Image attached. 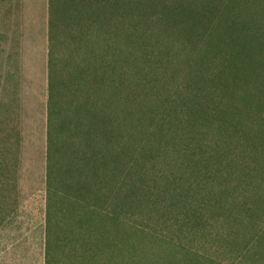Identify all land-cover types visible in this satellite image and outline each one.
<instances>
[{
    "label": "rangeland",
    "instance_id": "1",
    "mask_svg": "<svg viewBox=\"0 0 264 264\" xmlns=\"http://www.w3.org/2000/svg\"><path fill=\"white\" fill-rule=\"evenodd\" d=\"M166 1L194 13L150 10L127 35L116 14L104 26L80 1L52 0L61 94L87 80L128 128L135 192L193 189L187 208L172 193L132 197L108 264H264V0ZM49 60L35 101L20 94L17 111L5 92L0 105V264H44Z\"/></svg>",
    "mask_w": 264,
    "mask_h": 264
},
{
    "label": "trees",
    "instance_id": "2",
    "mask_svg": "<svg viewBox=\"0 0 264 264\" xmlns=\"http://www.w3.org/2000/svg\"><path fill=\"white\" fill-rule=\"evenodd\" d=\"M77 1L104 26L112 23L116 14L127 35L131 19L141 20L143 16L151 20L155 13L149 14L150 10L172 22L176 14L194 13L191 4L176 6L166 0ZM52 6L50 0L44 264H108L109 249L118 233L123 247L127 245V237L122 235L129 226L132 197L147 191L159 197L172 193L187 208L193 204V189L190 186L181 191L176 187L156 194L147 184L140 193L133 190L128 128L93 97L94 88L91 90L87 80L80 85L76 98L61 94L65 82L59 81L51 60L55 37ZM231 10L227 7L221 14L230 15ZM216 13L220 14L219 9ZM182 112L177 113L180 121L186 120ZM156 174L171 180L169 175Z\"/></svg>",
    "mask_w": 264,
    "mask_h": 264
},
{
    "label": "crops",
    "instance_id": "3",
    "mask_svg": "<svg viewBox=\"0 0 264 264\" xmlns=\"http://www.w3.org/2000/svg\"><path fill=\"white\" fill-rule=\"evenodd\" d=\"M49 35L50 0H0V105L5 92L17 111L20 94L27 104L31 94L36 100L38 63L43 87L47 82Z\"/></svg>",
    "mask_w": 264,
    "mask_h": 264
}]
</instances>
